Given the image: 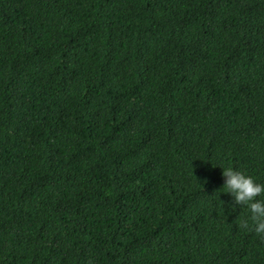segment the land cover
I'll list each match as a JSON object with an SVG mask.
<instances>
[{"label":"trees","instance_id":"trees-1","mask_svg":"<svg viewBox=\"0 0 264 264\" xmlns=\"http://www.w3.org/2000/svg\"><path fill=\"white\" fill-rule=\"evenodd\" d=\"M221 167L264 184V0H0V264H264Z\"/></svg>","mask_w":264,"mask_h":264},{"label":"clouds","instance_id":"clouds-1","mask_svg":"<svg viewBox=\"0 0 264 264\" xmlns=\"http://www.w3.org/2000/svg\"><path fill=\"white\" fill-rule=\"evenodd\" d=\"M224 188L232 197L231 205L247 207V220L240 227L250 228L256 236L264 240V200L258 199L264 193V184L257 182L251 175L233 167H221ZM250 222V223H249Z\"/></svg>","mask_w":264,"mask_h":264}]
</instances>
